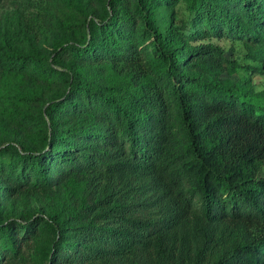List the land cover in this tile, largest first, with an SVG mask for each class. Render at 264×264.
<instances>
[{
	"label": "trees",
	"instance_id": "1",
	"mask_svg": "<svg viewBox=\"0 0 264 264\" xmlns=\"http://www.w3.org/2000/svg\"><path fill=\"white\" fill-rule=\"evenodd\" d=\"M13 2L0 264H264V0Z\"/></svg>",
	"mask_w": 264,
	"mask_h": 264
},
{
	"label": "rangeland",
	"instance_id": "2",
	"mask_svg": "<svg viewBox=\"0 0 264 264\" xmlns=\"http://www.w3.org/2000/svg\"><path fill=\"white\" fill-rule=\"evenodd\" d=\"M14 6H16V5L14 4L13 0H6L3 4L0 5V15H3V13H5V12L11 11ZM214 41L225 46L227 51H229L230 54H232L234 56L239 55V57H240L241 54L245 53V51H246L243 44L239 41H236V40H231L229 38L223 37V38H214ZM241 60H242V62L244 61L243 56H241ZM244 72H245V69H241V73L244 74ZM245 74L252 75V77L254 78V81L256 83V88L258 90L264 91V75H261L257 72H250V73L245 72ZM263 172H264V169H263Z\"/></svg>",
	"mask_w": 264,
	"mask_h": 264
}]
</instances>
